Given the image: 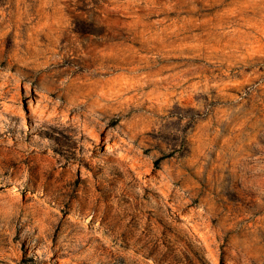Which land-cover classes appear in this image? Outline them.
<instances>
[{
    "label": "rangeland",
    "instance_id": "1",
    "mask_svg": "<svg viewBox=\"0 0 264 264\" xmlns=\"http://www.w3.org/2000/svg\"><path fill=\"white\" fill-rule=\"evenodd\" d=\"M0 69V264H264V0H0Z\"/></svg>",
    "mask_w": 264,
    "mask_h": 264
},
{
    "label": "bare ground",
    "instance_id": "2",
    "mask_svg": "<svg viewBox=\"0 0 264 264\" xmlns=\"http://www.w3.org/2000/svg\"><path fill=\"white\" fill-rule=\"evenodd\" d=\"M4 76H6L5 72L2 69H0V88H2L5 92H10V91L13 92V95L21 94V90L23 89V83L21 82L20 76L15 74V73L12 74L13 78H6V77L4 78ZM52 109H54L55 111L60 110V107L57 104V102H55L53 104ZM151 178H154V177L151 176ZM180 213L187 216V218H189L192 221H194V219H195V216L193 213H189L185 210H181ZM194 223L196 225H199L195 221H194ZM199 229L202 232V235H203L207 245L210 247L211 252L214 253L213 256L216 257L217 253H215V249L212 246V242H211V239L209 238L208 233L206 231L202 230V228H199Z\"/></svg>",
    "mask_w": 264,
    "mask_h": 264
}]
</instances>
